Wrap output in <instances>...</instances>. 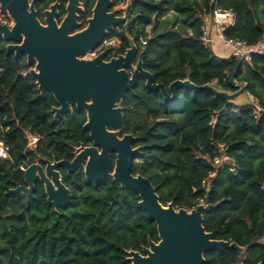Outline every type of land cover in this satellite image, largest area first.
I'll return each instance as SVG.
<instances>
[{
    "label": "trees",
    "instance_id": "1",
    "mask_svg": "<svg viewBox=\"0 0 264 264\" xmlns=\"http://www.w3.org/2000/svg\"><path fill=\"white\" fill-rule=\"evenodd\" d=\"M127 2L128 21L107 35L120 38L117 55L129 48L126 34L135 37L145 70L166 87L189 79L196 86L217 83L235 91L229 79L236 72V81L246 85L262 110L256 118L253 105L235 108L221 97L186 88L167 104L141 79L121 104L120 137L134 135L133 147L142 153L133 174L152 183L164 206L191 211L204 204V227L215 240L249 247L245 255L229 246L206 253L205 264H264V55L241 64L203 46L202 27L213 0ZM217 5L236 15L226 38L253 46L264 39L258 17L264 0H218ZM169 12L172 19L165 17ZM148 28L153 34L142 48L140 38L147 37ZM8 44L0 39V135L10 149V158L0 159V264H131L127 252L158 243L159 234L140 208L139 195L113 178L95 184L82 171L62 169L72 195L64 209L48 204L39 179L30 197L10 192L25 185L24 170L40 158L71 161L76 149L92 140L84 129V111L54 119V97L41 94L29 74L34 65L28 66L25 55L8 53ZM29 136L38 141L31 145ZM217 143L228 147L238 171L218 170L207 190L202 182L215 168L204 156L212 157Z\"/></svg>",
    "mask_w": 264,
    "mask_h": 264
},
{
    "label": "water",
    "instance_id": "2",
    "mask_svg": "<svg viewBox=\"0 0 264 264\" xmlns=\"http://www.w3.org/2000/svg\"><path fill=\"white\" fill-rule=\"evenodd\" d=\"M69 1L68 15L59 25L55 19L57 4L46 12L45 24H41L35 1L0 0L1 8L14 22L11 27L0 25V39L9 43L8 53L25 55L28 66L34 65L29 74L38 90L41 94L48 92L57 102L58 106L52 110L55 120L72 113L73 108L86 113L84 129L93 142V147L82 145L76 149L77 155L72 161L40 158L24 170L25 185L10 192L30 197L39 179L48 204L64 209L70 205L72 195L61 181L60 168L69 174L80 169L87 181L95 184L111 177L122 188L139 195L140 208L157 225L159 242L149 241V246L144 248L145 256L127 252L131 264H205L206 253L222 251L227 246L245 255L249 247L215 240L213 233L206 231L204 204L191 211L176 209L173 203L164 206L152 183L142 175L133 174V166L142 154L140 147H133L136 138L132 134L120 137V132L124 123L121 104L141 79L149 91L160 92L167 104L175 102L178 89L186 88L221 97L235 108L252 105L246 85L236 81V72L229 79L235 91H227L217 83L196 86L189 79L176 80L168 87L156 83L153 74L144 68V54H138V47L129 34H126L129 48L124 54L107 59L108 50H105L95 58H83L81 56L94 50L104 37L126 22V14L108 15L107 0H99L87 27L72 33L79 26L77 13L81 5L80 0ZM28 140L31 144L32 137ZM113 153L115 162L111 159Z\"/></svg>",
    "mask_w": 264,
    "mask_h": 264
},
{
    "label": "built area",
    "instance_id": "3",
    "mask_svg": "<svg viewBox=\"0 0 264 264\" xmlns=\"http://www.w3.org/2000/svg\"><path fill=\"white\" fill-rule=\"evenodd\" d=\"M217 1L218 0H213L214 7L212 13L204 19L201 37L203 46L211 49L215 53L216 45L219 43L224 47V49L230 52V55L227 58L229 61L236 60L241 64L250 63L253 55H264V39L256 46H253L245 40L226 38L225 31L229 27L235 25L236 15L230 10L219 8ZM147 43V38H140L142 48H145ZM120 46L121 40L118 36H106L94 50L81 57L95 58L103 51L108 50L107 59H110L117 55ZM24 75L27 76L28 73H25ZM250 98L252 99L253 97L250 96ZM252 105L254 106L255 117L257 118L259 114H261L262 110L255 98L252 99ZM32 139H34L33 144L38 141L37 137H32ZM9 158L10 149L3 142L0 135V159L6 160ZM204 158L211 161L215 168V171L210 173L209 176L202 182V187L207 190L210 189L211 180L216 177L218 170L225 169L230 173H237L238 171V161L235 157L228 153V147L224 143H217L213 150V156H204Z\"/></svg>",
    "mask_w": 264,
    "mask_h": 264
},
{
    "label": "flooded vegetation",
    "instance_id": "4",
    "mask_svg": "<svg viewBox=\"0 0 264 264\" xmlns=\"http://www.w3.org/2000/svg\"><path fill=\"white\" fill-rule=\"evenodd\" d=\"M33 1H35L34 8H35V11L37 13V18L41 22V24H45L46 12L51 11V6H54L56 4H57V7H56L57 15L55 16V19L59 25L62 24V22L65 20L66 16L68 15V12H69L68 6L70 4L69 0H29L30 3H32ZM98 1L99 0H80L81 10L78 11V13H77V23L79 24V26L74 28L72 33L79 32V31H81L87 27L89 19H92L94 17L93 11H94V8L96 7ZM107 2H108V8H107L108 15L112 14L113 12H115L116 15L120 16V17L123 16L124 14H126L125 19H126V22L128 21L129 4H128L127 0H123L122 2H120L116 5H114L116 0H107ZM120 7H123L126 10L124 11L123 9H118ZM116 9H118V10H116ZM1 12L3 13V16L5 17V19L11 20L8 17L7 13L3 9H1ZM9 26H11V25H9ZM132 38L137 45L135 37H132ZM74 109L75 108H73V110ZM84 147H93V142L88 146L84 145ZM76 155H77V153H76ZM113 156H115V158H113ZM111 159L113 162L116 161V155L114 153L111 155ZM67 161H69V160H67ZM35 163H37V162H35ZM62 171L63 170L60 168L59 173L61 174V181H62L63 185H65V187H67V185L63 182ZM79 171H81V170L78 169L76 173H78ZM68 189L71 192V189L70 188H68ZM138 253L142 256H145L144 250H142L141 252H138Z\"/></svg>",
    "mask_w": 264,
    "mask_h": 264
},
{
    "label": "rangeland",
    "instance_id": "5",
    "mask_svg": "<svg viewBox=\"0 0 264 264\" xmlns=\"http://www.w3.org/2000/svg\"><path fill=\"white\" fill-rule=\"evenodd\" d=\"M1 5H0V25H11V26H13V24H14V22H13V20L11 19V17L8 15V13H7V15H8V17L11 19V20H7V19H5V17L3 16V13L1 12ZM173 15H174V13L173 12H169L165 17H167V18H170V19H172V17H173ZM210 17V16H209ZM258 17H259V19H260V21L262 22V23H264V5H262L261 6V10H260V12H259V15H258ZM10 26V27H11ZM175 29H177V30H180L179 29V25H177V27L175 28ZM159 30H160V28H158L156 31L157 32H159ZM152 34H153V31H152V29L151 28H148L147 29V37L146 38H148L149 36H152ZM215 55L216 56H218V57H221V58H228L229 57V55H230V52L228 51V50H226V49H224V47L221 45V44H217L216 45V51H215ZM253 99V98H252ZM252 99L250 98V95H248V100L251 102V104H252ZM34 143V139H32V143H31V145ZM34 145V144H33ZM33 164H35V163H33ZM32 165V164H31ZM43 167H45L44 165H42Z\"/></svg>",
    "mask_w": 264,
    "mask_h": 264
}]
</instances>
